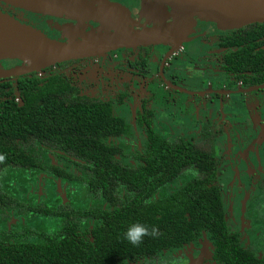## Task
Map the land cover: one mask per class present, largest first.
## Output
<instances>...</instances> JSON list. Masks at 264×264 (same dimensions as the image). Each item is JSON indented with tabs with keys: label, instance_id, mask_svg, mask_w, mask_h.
Returning <instances> with one entry per match:
<instances>
[{
	"label": "trees",
	"instance_id": "16d2710c",
	"mask_svg": "<svg viewBox=\"0 0 264 264\" xmlns=\"http://www.w3.org/2000/svg\"><path fill=\"white\" fill-rule=\"evenodd\" d=\"M239 34L243 47L233 61L236 71L249 72L252 84L262 83L264 24ZM73 83L64 75L38 79L25 74L17 79L20 105L0 98V264L138 262L142 247L146 244L153 254L161 239L145 237L133 247L124 233L136 222L157 227L167 239L189 240L206 229L215 238L225 235L219 189L213 185L219 172L210 132L195 142L166 141L153 133L147 113L140 121L149 134L147 152L133 167L117 159L123 143L109 140L129 134L124 121L108 105L80 97ZM63 181L77 190L71 200L70 195L62 199L59 189L67 203L58 200L62 206L55 212L49 208L50 192L43 199L31 192L42 184L55 189ZM130 187L138 194L130 195ZM80 198L91 203L92 212L95 207L101 212L102 227H82L91 218L84 212L88 208L80 209L84 204H74Z\"/></svg>",
	"mask_w": 264,
	"mask_h": 264
},
{
	"label": "flooded vegetation",
	"instance_id": "af4514ba",
	"mask_svg": "<svg viewBox=\"0 0 264 264\" xmlns=\"http://www.w3.org/2000/svg\"><path fill=\"white\" fill-rule=\"evenodd\" d=\"M111 3L121 5L129 11L135 10L139 5L138 0H112ZM0 13L51 40H60L62 26L73 24L29 13L1 1ZM254 25L259 24L249 26ZM249 26L221 31L213 24L200 23L190 37V42L184 43L193 44L194 50L190 55L185 54L184 44L173 52L170 46L163 45L121 48L103 55L107 60V69L105 61L102 64L97 56L63 62L33 72L38 79L64 75L76 82L73 84L79 90L80 97L96 99L108 105L112 115L122 119L129 132L127 136L112 135L109 140L115 144L123 143L124 148L117 154V159L123 158V161L133 164V167L136 163H141L147 152L149 134L145 124L140 122L147 113H151L153 133L166 141L181 138L195 142L201 140L207 132L212 135L219 172L213 185L219 189L226 225L225 235L220 234L215 238L210 229H206L189 240H175L167 239L160 233L161 241L153 254H149L150 248L145 244L141 260L127 264H239V260L247 264H264V88L254 89L264 85V82L252 84L250 79L253 77L250 73L236 71L238 65L235 67L233 63L237 57L236 51L243 47V44L240 45L243 34H239V31ZM261 42L258 41V44ZM260 48L264 49V46ZM12 65L1 62L3 68ZM92 67L96 68L95 81L88 75ZM167 72L169 76L166 75ZM98 74L107 77L111 75L113 80L99 85ZM18 77L0 78V98L9 101L13 99L16 106L21 103V98L17 95ZM185 80L190 84L188 86L194 85L191 86L192 89L179 86L178 83ZM134 82L139 88L136 93L132 89ZM152 83L158 84V87L162 85L163 90L169 94L192 98L191 106L196 108L197 117L190 120L189 128L181 125L180 129L169 130L163 121L162 111L165 109H158L151 104L155 96L149 90ZM236 96H240V100L235 99ZM239 106L243 110L237 109ZM217 110L219 116L215 115ZM225 111L237 118L234 124L224 118ZM223 136L224 141L221 139ZM121 170L125 171L127 168L123 167ZM48 185L37 186L31 192L38 199L47 198L50 192L52 198L47 200L52 202L49 208L53 212L67 203V200L59 198V189L64 196L62 199L70 195L71 200L77 190L64 181L56 182L55 189L53 185ZM79 186L80 190H85L84 185L79 183ZM129 190L130 195H137L139 192L131 187ZM58 200L62 205L56 203ZM80 203L84 204L80 209L83 211L88 208L84 212L89 211L85 215L91 218L88 224L83 220L82 227L90 231L95 223L100 226L103 216L97 207L92 212L91 203L84 198L74 204ZM106 207L100 206L99 209L104 211L107 210ZM90 212L93 213L92 216L89 215ZM106 217L105 215L104 220ZM242 256L245 258H240Z\"/></svg>",
	"mask_w": 264,
	"mask_h": 264
},
{
	"label": "water",
	"instance_id": "95a60500",
	"mask_svg": "<svg viewBox=\"0 0 264 264\" xmlns=\"http://www.w3.org/2000/svg\"><path fill=\"white\" fill-rule=\"evenodd\" d=\"M0 1L29 13L85 25L82 31H60L90 42L58 43L0 13V78L39 72L121 48L163 45L173 52L190 42L200 23L213 24L221 31L264 23V0H138L133 11L107 0ZM1 62L13 65L3 68ZM262 88L264 85L254 89Z\"/></svg>",
	"mask_w": 264,
	"mask_h": 264
},
{
	"label": "rangeland",
	"instance_id": "374dc122",
	"mask_svg": "<svg viewBox=\"0 0 264 264\" xmlns=\"http://www.w3.org/2000/svg\"><path fill=\"white\" fill-rule=\"evenodd\" d=\"M109 2H111L112 0H107ZM138 7V6H137ZM131 10V9H130ZM133 11V10H131ZM72 25L71 27H69L68 25H63L62 29H74V30H85L87 28V26L85 25H80V24H69ZM73 27V28H72ZM42 34V33H41ZM43 35V34H42ZM44 36V35H43ZM47 38V37H46ZM51 40V39H50ZM53 40V39H52ZM55 42L58 43H73V44H77V45H88L87 42H83L80 39H74L71 36H68L66 34H62V37L60 40H53ZM193 44H184V51L185 54L190 55L192 54L193 49ZM99 60H102V64L105 61V58L103 56H99ZM105 68L107 69V60L105 61ZM99 69V68H98ZM95 70L96 68H91L88 75L95 81ZM169 72H167V76ZM93 76V77H92ZM99 77V85L101 84H107L108 81L112 82V76L109 75L108 77L104 74H98L97 75ZM180 87L182 88H191V86L188 83L187 80L179 82L178 83ZM205 85V84H204ZM150 89L151 92L155 95L154 99H152V105L156 106L158 109H165L164 111H162L163 115H164V122L166 123V125L169 127V130L171 128L173 129H180L181 125L187 126V128H189L190 126V120H193V118L197 117V111L196 108L192 107V98L191 97H185L182 96L180 94L178 95H174V94H169L167 91L163 90V86L160 85V87H158V84L152 83L150 85ZM206 87V86H205ZM134 93L138 92L139 88L136 87V83L134 82L133 84V88ZM192 89V88H191ZM175 96V97H174ZM259 96V95H258ZM240 96H236L235 99L240 100ZM204 107H206V105L204 104ZM237 109H242V106H239ZM252 110V109H251ZM243 117V116H242ZM193 123V122H192ZM191 123V124H192ZM159 129V128H158ZM192 133V130L190 131ZM222 141L225 140V137H221Z\"/></svg>",
	"mask_w": 264,
	"mask_h": 264
},
{
	"label": "clouds",
	"instance_id": "9594fccd",
	"mask_svg": "<svg viewBox=\"0 0 264 264\" xmlns=\"http://www.w3.org/2000/svg\"><path fill=\"white\" fill-rule=\"evenodd\" d=\"M159 229L157 227H151L136 222L127 227V230L124 233V238L130 243L133 247H138L143 243L145 237L156 238L159 236Z\"/></svg>",
	"mask_w": 264,
	"mask_h": 264
},
{
	"label": "crops",
	"instance_id": "0c3cea01",
	"mask_svg": "<svg viewBox=\"0 0 264 264\" xmlns=\"http://www.w3.org/2000/svg\"><path fill=\"white\" fill-rule=\"evenodd\" d=\"M217 109V108H216ZM215 109V110H216ZM214 112V111H213ZM218 112V110L217 111H215V115L216 114H218V116H219V112ZM224 118L230 123V124H234L235 123V121H236V117L234 116V115H232V114H230V113H226V111H225V114H224ZM236 118V119H235Z\"/></svg>",
	"mask_w": 264,
	"mask_h": 264
}]
</instances>
